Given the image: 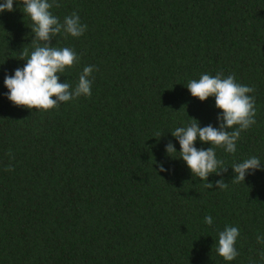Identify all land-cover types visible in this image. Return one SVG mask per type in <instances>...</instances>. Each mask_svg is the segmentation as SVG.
I'll use <instances>...</instances> for the list:
<instances>
[{
  "label": "trees",
  "instance_id": "1",
  "mask_svg": "<svg viewBox=\"0 0 264 264\" xmlns=\"http://www.w3.org/2000/svg\"><path fill=\"white\" fill-rule=\"evenodd\" d=\"M58 3L50 11L61 22L76 12L87 25L53 37L78 57L60 82L74 89L84 67L94 70L90 97L46 112L7 99L4 78L24 67L34 33L18 0L0 13V264H264V0ZM218 73L255 89L256 123L234 154L213 146L228 170L208 188L171 132L192 118L219 128L215 98L187 88ZM251 157L262 169L233 183L232 166ZM227 226L240 233L232 261L216 250Z\"/></svg>",
  "mask_w": 264,
  "mask_h": 264
},
{
  "label": "clouds",
  "instance_id": "2",
  "mask_svg": "<svg viewBox=\"0 0 264 264\" xmlns=\"http://www.w3.org/2000/svg\"><path fill=\"white\" fill-rule=\"evenodd\" d=\"M18 3L23 4L24 13L32 21L31 32L34 36L31 43L34 45V50L29 56L28 50L25 49L21 53V60L26 61L24 67L17 68L14 75L5 76L4 85L8 89L7 99L14 106L46 112L58 107L62 102H68L82 95L90 97L92 81L89 77L94 67H84L74 89L69 83H61V76L58 73L71 68L77 62L78 57L72 49L68 47L59 49L51 43L53 37L61 33L80 37L87 30V25L81 24L76 12L66 16L63 22L54 16L50 9L60 6L58 0H51V2L50 0H18ZM5 11H14L13 0H4L0 3V13ZM25 57L28 58L25 59ZM187 88L191 95L200 101L214 97L216 108L221 110L218 116L219 128L211 124L200 127L199 122L192 118L194 123L187 127H177L171 132V135L179 142L180 158L186 163L192 175L201 181H207L206 187L213 188V183L208 182V177L211 174L221 175L228 170L223 167V161L216 158L213 146L223 147L228 153L236 152V142L240 138L241 131L247 130L256 123L254 119L256 116L255 98L248 95L255 89L239 84L234 75L222 78L220 73L216 76L203 74L198 80H191ZM234 126L238 127L229 131ZM197 139L201 143L211 144V147L206 150L197 149L195 147ZM166 153L171 157L173 153H177L171 142L166 145ZM258 169H262V164L257 157L234 164L232 166L235 174L233 183L244 182L246 175ZM7 170L12 169L9 167ZM159 171H167L162 163ZM215 186L226 189L228 184L220 179L215 181ZM205 223L211 226L213 218L206 216ZM239 235V229L233 226H227L219 233L216 250L225 261H232L238 256L235 244ZM257 241L264 243V237L257 236Z\"/></svg>",
  "mask_w": 264,
  "mask_h": 264
}]
</instances>
